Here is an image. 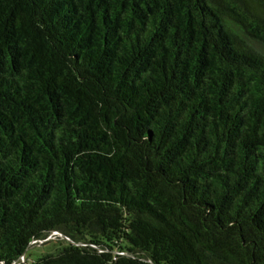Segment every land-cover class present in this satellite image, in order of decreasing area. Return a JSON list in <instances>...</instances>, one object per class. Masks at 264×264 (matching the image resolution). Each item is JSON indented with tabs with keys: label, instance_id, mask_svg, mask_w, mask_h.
<instances>
[{
	"label": "trees",
	"instance_id": "trees-1",
	"mask_svg": "<svg viewBox=\"0 0 264 264\" xmlns=\"http://www.w3.org/2000/svg\"><path fill=\"white\" fill-rule=\"evenodd\" d=\"M0 264H264V0H0Z\"/></svg>",
	"mask_w": 264,
	"mask_h": 264
},
{
	"label": "rangeland",
	"instance_id": "rangeland-1",
	"mask_svg": "<svg viewBox=\"0 0 264 264\" xmlns=\"http://www.w3.org/2000/svg\"><path fill=\"white\" fill-rule=\"evenodd\" d=\"M56 234V235H55ZM59 234L54 233L51 237V242H54L55 240H58V236ZM53 244L52 243H48L46 245H36L32 248H30L27 252V255L33 259L36 260L38 257H40L42 254L49 252L52 248H53Z\"/></svg>",
	"mask_w": 264,
	"mask_h": 264
},
{
	"label": "water",
	"instance_id": "water-1",
	"mask_svg": "<svg viewBox=\"0 0 264 264\" xmlns=\"http://www.w3.org/2000/svg\"><path fill=\"white\" fill-rule=\"evenodd\" d=\"M60 234V236H62V237H65L64 235H62L61 233H59Z\"/></svg>",
	"mask_w": 264,
	"mask_h": 264
}]
</instances>
